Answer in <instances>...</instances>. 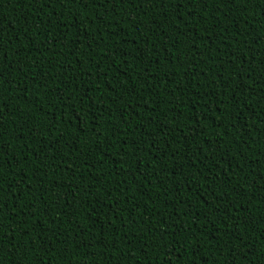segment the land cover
<instances>
[{
  "label": "trees",
  "instance_id": "trees-1",
  "mask_svg": "<svg viewBox=\"0 0 264 264\" xmlns=\"http://www.w3.org/2000/svg\"><path fill=\"white\" fill-rule=\"evenodd\" d=\"M0 52V264H264L261 0H3Z\"/></svg>",
  "mask_w": 264,
  "mask_h": 264
},
{
  "label": "snow or ice",
  "instance_id": "snow-or-ice-1",
  "mask_svg": "<svg viewBox=\"0 0 264 264\" xmlns=\"http://www.w3.org/2000/svg\"><path fill=\"white\" fill-rule=\"evenodd\" d=\"M3 0H0V3H2ZM208 0H205V3H207ZM261 3L264 4V0H261ZM111 6V5H110ZM231 7V5L229 4V8ZM5 53L4 52H0V63H2V58L4 57ZM0 83H3V80H0Z\"/></svg>",
  "mask_w": 264,
  "mask_h": 264
}]
</instances>
